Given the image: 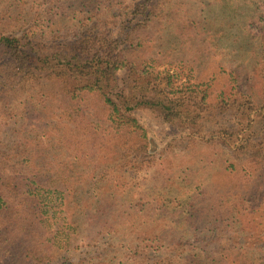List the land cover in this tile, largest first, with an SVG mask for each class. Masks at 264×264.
Returning a JSON list of instances; mask_svg holds the SVG:
<instances>
[{
    "label": "trees",
    "instance_id": "1",
    "mask_svg": "<svg viewBox=\"0 0 264 264\" xmlns=\"http://www.w3.org/2000/svg\"><path fill=\"white\" fill-rule=\"evenodd\" d=\"M162 2L0 0V264H264V0L257 88L210 76L203 36L194 81L157 71Z\"/></svg>",
    "mask_w": 264,
    "mask_h": 264
},
{
    "label": "rangeland",
    "instance_id": "2",
    "mask_svg": "<svg viewBox=\"0 0 264 264\" xmlns=\"http://www.w3.org/2000/svg\"><path fill=\"white\" fill-rule=\"evenodd\" d=\"M159 6V14L152 26L146 32L145 46L142 56L150 59L157 71H169L176 74L180 82L194 81L200 72L195 65L181 55L188 50L182 42V36H203L206 40L204 67H210V76H225L232 71L238 70L239 78H249L252 88L256 86V71L254 52L258 50L256 40L251 42L246 38L243 30L248 4L246 0H162ZM198 24L194 30L188 27ZM211 46H209V44ZM249 42L251 44H249ZM233 66V67H231ZM230 78V76L228 77ZM82 104H87L83 102ZM92 116L93 113L88 109ZM96 122L102 120L94 118ZM151 124L157 132L159 128H167L163 121L151 116ZM155 138V146L158 145ZM198 168V167H197ZM196 170V166L191 167ZM182 177L187 178L194 188L196 184L203 187V179L188 178L183 170ZM208 181L214 182V174L209 173Z\"/></svg>",
    "mask_w": 264,
    "mask_h": 264
}]
</instances>
